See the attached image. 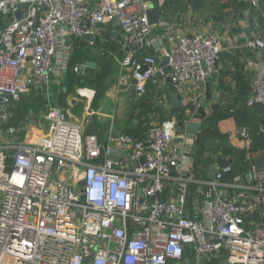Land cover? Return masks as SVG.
<instances>
[{
	"label": "built area",
	"instance_id": "built-area-1",
	"mask_svg": "<svg viewBox=\"0 0 264 264\" xmlns=\"http://www.w3.org/2000/svg\"><path fill=\"white\" fill-rule=\"evenodd\" d=\"M165 1L0 0V264H182L185 244L199 258L264 264V162L256 158L264 150L252 149L248 127L236 134L249 180H226L232 164L223 167L222 153H210L205 158L214 164L201 170L174 122L152 125L145 139L110 133L101 142L48 100V127L37 131L38 141L24 134L29 123L9 125L23 96L69 71L70 39L95 36L104 25L123 32L121 70L139 96L159 77L180 88L204 86L221 59L219 36L161 22L164 32L152 38L147 12L154 7L162 16ZM260 1L250 0L264 17ZM261 30L246 47L264 52ZM159 55L170 71L163 72ZM246 106L264 107V72Z\"/></svg>",
	"mask_w": 264,
	"mask_h": 264
},
{
	"label": "crops",
	"instance_id": "crops-1",
	"mask_svg": "<svg viewBox=\"0 0 264 264\" xmlns=\"http://www.w3.org/2000/svg\"><path fill=\"white\" fill-rule=\"evenodd\" d=\"M194 1L195 0H170L169 5H166V0L162 17H169L173 8L178 5L179 13L175 18L170 22L163 23L175 26L178 30L190 35L198 34L200 36H207L216 34L219 36L223 46L221 59L217 65V71L210 75L204 86H184L180 88L179 86H175L169 77H159L149 83L146 93V95L149 94L155 97V103L151 101L146 106L139 108L137 105L139 102L132 99V94H135L136 99L143 96H139L131 86L127 87L126 91L121 92L120 98L115 92V90H117V84L115 83L113 85L108 81V78L111 75L110 70L112 63L115 62V65L116 63L119 64L120 68L119 72L121 75L119 74L118 77L120 85H122L123 82L124 84H129L124 78L121 70V61L124 56H120V54L125 49H123V44L119 41L118 37L120 35L123 37V32L118 25H104L94 36L95 39L93 42L82 41L81 38L77 37H72L69 41V45L72 48L71 61L73 62L71 66L75 67L84 64L86 66V74L88 73L89 76L98 75L97 77L101 84L96 82L94 88L86 86L82 81L79 83L80 78L72 73H68L69 71L63 77L51 78V81H56L57 83L62 81V83L67 84L72 89L78 86H81L79 89L87 88L90 92L91 99H87V101L85 98L84 99L89 106L85 108L84 105L80 104L74 109L72 105L74 103H69V105L68 103L64 104L62 98L60 99L56 94L57 92L59 93V91L54 90L57 86L54 85V83L53 85L49 83L45 88L36 90L32 93L31 103L37 108V113H34V116H32L33 110H30L24 120L17 119L16 126H19L22 122L29 123V127L31 128L25 130L24 134L27 135L28 141H38L39 133L37 129L40 125L36 126V130L33 129L31 119L42 120L44 122L43 126L47 124L44 119V113L47 109V105L51 104L48 101L50 98L52 103L57 104L69 113V118L71 120L74 119V122L81 126L84 133H88L87 127L90 125V123L86 125L84 123L85 120L89 118L91 122V119H94L96 126L94 133L98 135L99 140L101 138V142H104L110 133L126 134V132H128L130 134V131L135 132V135L131 134L130 136L136 139H145L149 130H144L146 131L144 134L139 130V125L137 124L146 121L145 116L143 120L138 118L140 111L146 110V108L151 109L150 112L147 111L150 113H148L147 118L154 117L159 110L167 111L171 114L169 118L174 120L176 131L179 134L186 133L188 135V143L192 145L195 150L197 164L200 166V169L207 170L215 161L212 158H206V160L208 159L211 162L205 161L204 163V161H199L197 151L199 147L198 138L204 129L209 128L207 122L213 115L231 108V103L234 101L238 100L240 102V95L243 97H246V95L249 96L254 79L264 72L263 52L245 46L248 39L254 34L261 32V29L264 28V17L260 15L259 10L252 6L250 0H200L197 7H194ZM150 5H153V3ZM260 5L264 11V0L260 1ZM160 23L161 22L154 25L152 38L160 37L164 32V27L160 25ZM77 39L82 41L78 46L75 44ZM115 42L120 48L117 49ZM149 50L157 56V53H154L151 49ZM163 51H166L165 48H163ZM74 52L76 56L73 58ZM158 58L162 62L165 57L159 55ZM87 64H92L93 67H88ZM239 72L243 75L241 79L238 77ZM67 74H70V76L68 75V77ZM41 90H45L43 99L40 103H36V98L34 97L35 93ZM64 91L65 93L67 92V86H64ZM98 92H100L101 95L96 98L95 95H98ZM175 95L179 98L182 105L177 108H172L170 101ZM159 97L160 99H158ZM84 108L86 109L85 111ZM91 108L93 110L92 114H90ZM263 108L258 106L250 111L251 115L248 113L251 120L261 124L260 131L264 128V111H261ZM128 112L129 114H127ZM239 112L240 113H238V115L236 114V116L229 115L218 119L216 121V126H218L216 129L220 131V134L227 136L228 145L236 150L233 157H224L222 155L221 161H232L230 164L233 166L234 162L243 156L244 162L247 165V174L245 176L249 180V165L245 161L244 142L236 134L237 129L241 126L239 120L240 122L245 121L246 125H243L244 127H248L247 124L249 121L244 118L242 120L241 115H243L244 112ZM173 113L180 115L179 118L177 119ZM244 116L249 118L247 114ZM192 122L202 123V128L199 133L193 134L188 131V125ZM159 123L161 122L156 121L152 125ZM215 140L221 141L219 139ZM221 147L222 144L218 150L211 152L217 154L216 152H221ZM252 149L255 150L253 146ZM257 150L261 151L264 149ZM237 153H241V156L238 157ZM256 158L260 159L258 161L263 163L264 152L262 157L258 155ZM194 190L195 188L193 187L191 191ZM192 196L191 192L189 201H191ZM188 205H191V203L189 202ZM187 260H190V264H226L224 257L218 260H210L208 257L199 258L191 247L186 248L182 264H186Z\"/></svg>",
	"mask_w": 264,
	"mask_h": 264
},
{
	"label": "trees",
	"instance_id": "trees-1",
	"mask_svg": "<svg viewBox=\"0 0 264 264\" xmlns=\"http://www.w3.org/2000/svg\"><path fill=\"white\" fill-rule=\"evenodd\" d=\"M169 1L170 0H167V4L166 5H169ZM81 42L82 41L80 39H77L75 41V44L78 46L79 44H81ZM116 42L118 43L117 39H116ZM116 42H115V44H116V47L118 49V48H120V46L117 45ZM124 55H125V51H123L120 54V56H124ZM72 62L73 61L70 62V67H69V72L68 73H72L75 76H77L78 78H80L79 83H81V81H82V82L85 83L86 86H92L93 84H96V82H99L101 84V82L99 81V79H98L97 76H89L88 73L85 74V75H79V74L75 73L74 72V67L71 66L72 65ZM88 72H89V70H88ZM68 75L70 76V74H67V76ZM238 77L241 79V77H243V75L239 72ZM97 94L99 96L101 95L100 92H98ZM148 97H150L149 94L143 96V100L142 101H139V103H137V105H138L139 108H141L143 106H146L148 103L151 102V99H149ZM247 98H248V95H246V97H243L242 95H240L239 96L240 102L238 100L232 102L231 103V108H228L226 110H223V111L217 113L216 115H213L212 118H210L208 120L207 124H209L208 125L209 128L208 129H204L200 133V136L198 138V144H199V147H198V155H199V161L200 162H203V161H204V163H205V161L211 162L210 160H208L209 158L207 160H206V158L204 159V157L206 155L210 154L205 149V142L207 140H209L210 138L219 139V140L222 141L221 152H222V155L224 157H233L235 155V151L236 150L232 146L228 145V143H227V141H228L227 136L220 134L219 131L216 129V123H217L216 121L218 119L227 117L229 115L236 116V114L238 115V113H240L239 111H241V113L244 112V114L241 115L242 120L244 118V119H246V120L249 121V123L247 125L250 128L251 135L253 137V141H254L253 148L255 150H257V149H264V133L260 131L261 124L258 123V122H255L254 120H251V118L248 116V113L251 115L250 111L254 110V108L251 109V108H249V107L246 106ZM20 104L18 105V107H17V109L15 111L18 112V113H21V115L18 116V114L16 115V112H14V117L11 119V121H9V125H11V126H16L17 125V122H16L17 119L18 120H24L25 119V115L27 113L25 111V109H27L28 106H22ZM31 104L32 103H31V100H30V105ZM239 104H241V105H239ZM238 108H240V109H238ZM150 110L151 109H148L149 112H150ZM261 111L263 112L264 111V108ZM246 114H247V116L249 118H246L244 116ZM239 124L241 125L240 127H244L243 125H246L245 121L244 122H240V120H239ZM126 134L131 135V133L129 134L128 132H126ZM100 140H101V138H100ZM232 167H233V173L230 176H228L226 180H228V179H230L232 177L234 178V177L239 176V175L240 176H245L247 174V165L244 162L243 156L241 158L237 159L234 162V164H233Z\"/></svg>",
	"mask_w": 264,
	"mask_h": 264
},
{
	"label": "rangeland",
	"instance_id": "rangeland-1",
	"mask_svg": "<svg viewBox=\"0 0 264 264\" xmlns=\"http://www.w3.org/2000/svg\"><path fill=\"white\" fill-rule=\"evenodd\" d=\"M76 56V54H75V52L73 53V58ZM120 68H119V64H117L116 63V65H115V62L114 63H112V66H111V70H110V76H109V78H108V81L109 82H111L113 85L116 83L117 84V90H115V92H116V94L121 98V91L123 90V91H126L127 89V87H130V85L129 84H124V82H123V86L122 85H120V82H119V80H118V77H119V74H120ZM123 73V76H127V71H124V72H122ZM121 75V74H120ZM98 76V75H97ZM121 80V79H120ZM129 82V81H128ZM53 83H54V85H56L57 87L56 88H54V90H57V91H59V93L57 92L56 94L59 96V98L61 99L62 98V101L64 102V104H66V103H68V105H69V103H74V104H72L73 105V108L75 109V108H77L80 104H82V105H84V107L86 108V107H88L89 105H88V103L86 102L87 101V97L85 96V95H82L81 93H79V88H81V86H78V87H75V89H72L70 86H68L67 84H65V83H62V81H60V83H57L56 81H51L50 82V84H52L53 85ZM64 86H67V92L65 93V91H64ZM94 86H95V84H93L92 86H89V87H91V88H94ZM122 86V87H121ZM119 88H121V91L119 90ZM46 89H47V87H46ZM90 89V88H89ZM85 91H87L88 89L87 88H85L84 89ZM34 92V91H33ZM32 92V93H33ZM43 93H45V90L43 91V90H41V91H39V92H37V93H35V102L36 103H40L41 101H42V99H43ZM86 93V92H85ZM32 96H33V94H30L29 96L28 95H25V96H23L22 98H21V100L19 101V104L20 105H22V106H28V108L27 109H25V111L27 112L26 113V115H25V117L29 114V111L30 110H33V114H31L32 116H34V113L36 114L37 113V108L36 107H34L33 106V104H31L30 105V100H32ZM99 96V95H98ZM97 95H95V97L97 98L98 97ZM95 97H94V99H95ZM73 98V99H72ZM86 99V101H85V99ZM149 99H151V101H152V103H155V97L154 96H152V95H150V97H148ZM29 99V100H28ZM93 99V100H94ZM132 99L134 100V101H136L137 100V102H139V101H142L143 100V97H138L137 99H136V97H135V94H132ZM158 99H160V97L158 98ZM49 100H50V98H49ZM96 100H98V99H96ZM85 101V102H84ZM18 104V105H19ZM149 104V103H148ZM18 105H17V107H18ZM84 108V111L86 110ZM30 109V110H29ZM29 110V111H28ZM91 110V112H90V114H92V108L90 109ZM148 111V108H146V110H143V111H140V113L138 114V118L140 119V120H143L144 119V116L146 117V121H143V122H139L137 125H139V130H141L142 131V134H144L147 130H149V128L152 126V124L153 123H155L156 121H160L161 123H163V122H166V121H168V122H174V120L171 118H169V116H171V114H169V112H167V111H161V110H159V111H157L156 113H157V115H155L154 117L152 116L151 118H147V116H148V113L149 112H147ZM87 112V111H86ZM68 113V112H67ZM130 113H131V111H130ZM18 114V116L19 115H21V113H18V112H16V115ZM69 114V113H68ZM127 114H129V112L127 113ZM150 114V113H149ZM134 115H135V113H134ZM173 115L178 119L179 118V116L180 115H177V114H174L173 113ZM87 116V115H86ZM90 116V115H89ZM184 119V118H183ZM182 120V119H181ZM72 121H75L74 119L72 120ZM161 123H159V124H161ZM31 124H32V126H33V129H35L36 130V126H38V125H40L39 127H38V129H37V131L38 130H47V127H48V124H46V125H44L43 126V124H44V122L42 121V120H38V119H31ZM216 127H218V126H216ZM144 130H146V131H144ZM130 131V130H129ZM131 132V134H133V135H135V132L134 131H130ZM220 132V131H219ZM197 151H198V148H197Z\"/></svg>",
	"mask_w": 264,
	"mask_h": 264
},
{
	"label": "water",
	"instance_id": "water-1",
	"mask_svg": "<svg viewBox=\"0 0 264 264\" xmlns=\"http://www.w3.org/2000/svg\"><path fill=\"white\" fill-rule=\"evenodd\" d=\"M199 2L200 0H195L194 1V7H197L199 5ZM26 8V5H22L21 6V10L16 14V17L17 19H20L23 15V10ZM179 13V7L178 5H176L171 14L169 15V17H162L160 14L156 13L155 12V9L154 7H150V9L148 10L147 12V17H148V20H149V23L151 25H157L159 22H170L172 19L175 18V16ZM119 41L124 45L125 44V41H124V38L120 35L119 37ZM95 39L94 36L92 35H86L84 37L81 38L82 41H86V42H93ZM126 51H129L128 48H126ZM264 54V52H263ZM168 62H169V59L167 57H165L162 62H161V66L163 67V72H168L170 71V68L168 67ZM87 66H92V64H87ZM136 81H132V84H135ZM170 105L172 108H177V107H180L182 104L179 100V98L175 95L172 97L171 101H170ZM3 115V112L0 110V116ZM202 128V123H195V122H192L188 125V131L193 133V134H197L199 133V131L201 130ZM95 129H96V126H95V121L94 119H91V122H90V125L87 127V132L88 133H94L95 132ZM222 144V141H218V140H215V139H209L205 142V149L208 151V152H211V151H216L220 148ZM237 156L240 157L241 156V153H237ZM232 161H227V160H223L221 161V165L223 167H226L228 166ZM214 173H215V168H212V170L210 171L209 175H208V178L209 179H214ZM186 248H190L192 245H188V244H185L184 245ZM186 264H190V260H187Z\"/></svg>",
	"mask_w": 264,
	"mask_h": 264
}]
</instances>
